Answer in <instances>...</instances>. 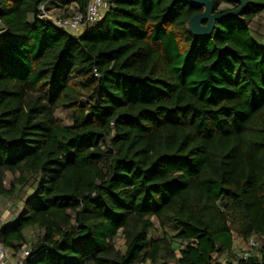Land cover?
<instances>
[{"label": "trees", "instance_id": "1", "mask_svg": "<svg viewBox=\"0 0 264 264\" xmlns=\"http://www.w3.org/2000/svg\"><path fill=\"white\" fill-rule=\"evenodd\" d=\"M42 1L0 3V199L19 209L0 243L24 264H264V0L209 38L182 0H106L79 35Z\"/></svg>", "mask_w": 264, "mask_h": 264}, {"label": "built area", "instance_id": "2", "mask_svg": "<svg viewBox=\"0 0 264 264\" xmlns=\"http://www.w3.org/2000/svg\"><path fill=\"white\" fill-rule=\"evenodd\" d=\"M49 1L50 0H44L38 4L37 11L35 13L36 19L64 29L72 35H79L87 29L95 26L106 8V0H87L85 8L82 12H78L72 17L63 18L48 11ZM5 35L6 30L1 26L0 20V37ZM247 243V250L242 252L237 257L247 259L255 250L256 241L254 238H250ZM28 255L29 249L27 247H21L17 252L10 253V251L5 248L2 243H0V264H24Z\"/></svg>", "mask_w": 264, "mask_h": 264}, {"label": "water", "instance_id": "3", "mask_svg": "<svg viewBox=\"0 0 264 264\" xmlns=\"http://www.w3.org/2000/svg\"><path fill=\"white\" fill-rule=\"evenodd\" d=\"M202 7V11L193 15L189 21V30L195 38H209L216 27V21H225L242 14L246 7L245 0H232L239 6L223 13L216 12L212 0H182Z\"/></svg>", "mask_w": 264, "mask_h": 264}, {"label": "rangeland", "instance_id": "4", "mask_svg": "<svg viewBox=\"0 0 264 264\" xmlns=\"http://www.w3.org/2000/svg\"><path fill=\"white\" fill-rule=\"evenodd\" d=\"M259 20V26L261 27L262 30H264V15L258 19ZM57 116L61 118L63 121L70 123V120H68L67 114L63 110H58L57 111ZM20 208V207H19ZM18 208L14 206V204L7 198H2L0 199V224L3 223L4 221H7L12 218V216L18 212ZM168 231V229H167ZM170 231V229H169ZM118 245L122 246V241H118ZM248 243H242L237 236L234 234V255L239 256L242 252L247 250ZM228 258H232V256H229ZM144 264V263H140Z\"/></svg>", "mask_w": 264, "mask_h": 264}]
</instances>
